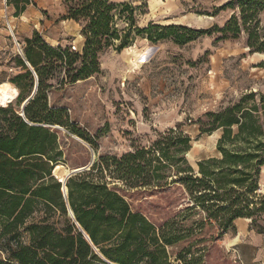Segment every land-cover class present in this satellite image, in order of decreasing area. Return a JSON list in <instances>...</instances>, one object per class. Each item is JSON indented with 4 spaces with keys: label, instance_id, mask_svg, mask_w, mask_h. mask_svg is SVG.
<instances>
[{
    "label": "trees",
    "instance_id": "16d2710c",
    "mask_svg": "<svg viewBox=\"0 0 264 264\" xmlns=\"http://www.w3.org/2000/svg\"><path fill=\"white\" fill-rule=\"evenodd\" d=\"M60 1L62 18L80 25L82 50L54 47L33 31L22 41V54L14 55L20 71L9 82L22 103L32 92L35 72L36 92L23 115L11 105L0 106V264H203L210 245L228 231L235 233L237 218L250 219V228L264 233V195L258 192L264 164V92L243 93L219 111L207 112L206 121H198L199 133L220 129L221 135L218 156L198 160L196 169L185 157L190 136L170 128L149 148L99 155L87 170L66 179L63 196L52 170L63 164L64 153L57 132L47 125L69 126L96 144L84 130L62 120L64 110L49 105L48 92L100 73L99 55L110 48L120 52L136 35L150 42L171 36L183 43L209 29L153 23L138 27L135 7L127 2ZM31 3L6 0L14 16ZM222 7L234 12L222 27L213 28L219 38L243 35L250 53L264 55L259 16L264 0H229ZM258 66L264 67V59ZM171 173V181L184 189L192 204L160 226L133 211L115 189L117 184L111 186L106 178L145 187L167 180ZM67 202L74 219L67 215Z\"/></svg>",
    "mask_w": 264,
    "mask_h": 264
},
{
    "label": "rangeland",
    "instance_id": "374dc122",
    "mask_svg": "<svg viewBox=\"0 0 264 264\" xmlns=\"http://www.w3.org/2000/svg\"><path fill=\"white\" fill-rule=\"evenodd\" d=\"M31 1L14 16L6 0H0V82H9L20 71L14 55L33 31L54 47L82 50L80 25L62 18L65 10L60 0ZM113 1L135 7L138 27L181 24L209 32L183 43L174 42L171 36L150 42L136 35L120 52L110 48L99 55L100 73L53 87L48 92L49 105L63 109L62 120L84 130L96 144L81 139L69 126L47 125L57 132L64 153L61 165L71 171L92 164L99 155L120 156L135 148H149L173 128L190 136L185 157L196 169L198 160L218 156L216 143L221 135L220 129L199 133L198 121H206L207 112L219 111L243 93L264 92V67L258 66L264 55L250 53L243 35L222 39L213 29L222 27L234 12L222 7L229 0ZM259 16L264 30V10ZM21 104L15 99L8 105L21 111ZM106 178L111 186L117 184L115 189L133 211L156 226L192 204L184 189L171 181L173 173L167 180L145 187H129ZM258 184V192L264 195V164ZM250 224L248 218L234 220L235 233L228 231L210 245L203 264H264V233H257Z\"/></svg>",
    "mask_w": 264,
    "mask_h": 264
},
{
    "label": "bare ground",
    "instance_id": "6f19581e",
    "mask_svg": "<svg viewBox=\"0 0 264 264\" xmlns=\"http://www.w3.org/2000/svg\"><path fill=\"white\" fill-rule=\"evenodd\" d=\"M17 94V89L8 81L4 80L0 82V106H7L16 99ZM59 170L61 171L59 172ZM67 173H70V170L68 171L67 169L63 168L61 164H57L53 167V175L59 181H64V177ZM236 239H238V237L234 238V240Z\"/></svg>",
    "mask_w": 264,
    "mask_h": 264
},
{
    "label": "water",
    "instance_id": "95a60500",
    "mask_svg": "<svg viewBox=\"0 0 264 264\" xmlns=\"http://www.w3.org/2000/svg\"><path fill=\"white\" fill-rule=\"evenodd\" d=\"M20 53L22 54V50L20 49ZM26 65L29 67V69L30 70H32V68H31V66L29 65V63L28 62H26ZM33 71V70H32ZM34 73V76H35V82H34V86H33V89H32V92H31V94L22 102V104H21V107H20V109H21V113H20V115H23V107H24V105L27 103V101L34 95V93L36 92V89H37V76H36V74H35V72H33ZM55 165H57V164H55ZM54 165V166H55ZM91 165V163H89L88 165H86V166H80V167H76V168H73V169H71V171H70V173H67L66 175H65V177H64V181H59L60 183H61V192H62V194H63V196L66 198V196H67V188H66V185H65V182H66V179L68 178V177H70L71 175H73V174H75V173H77V172H80V171H83V170H87L88 169V167ZM52 175H53V170H52ZM54 176V175H53ZM64 189H65V191H64ZM67 215L69 216V217H71V218H73L74 219V215H73V212H72V210H71V208L69 207V204H68V202H67ZM82 232H83V234L84 235H86L85 234V232L82 230ZM86 237L88 238V236L86 235ZM90 241V240H89ZM90 245L94 248V249H96L94 246H93V244H92V242L90 241ZM96 251H97V253L101 256V257H103L102 255H101V253L96 249ZM104 258V257H103ZM105 259V258H104ZM108 263H111V262H109L108 260H106ZM111 264H116V263H111Z\"/></svg>",
    "mask_w": 264,
    "mask_h": 264
},
{
    "label": "crops",
    "instance_id": "0c3cea01",
    "mask_svg": "<svg viewBox=\"0 0 264 264\" xmlns=\"http://www.w3.org/2000/svg\"><path fill=\"white\" fill-rule=\"evenodd\" d=\"M236 235V234H235Z\"/></svg>",
    "mask_w": 264,
    "mask_h": 264
}]
</instances>
